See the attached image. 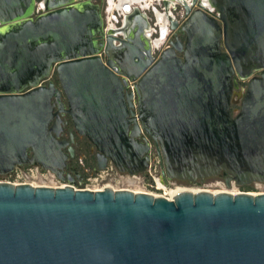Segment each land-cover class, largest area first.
I'll use <instances>...</instances> for the list:
<instances>
[{"label": "water", "instance_id": "obj_1", "mask_svg": "<svg viewBox=\"0 0 264 264\" xmlns=\"http://www.w3.org/2000/svg\"><path fill=\"white\" fill-rule=\"evenodd\" d=\"M117 1L111 28L96 0H0V174L66 182L0 181V264H264V192L72 185L84 141L95 170L145 171L140 129L166 178L264 181V0H178L157 40Z\"/></svg>", "mask_w": 264, "mask_h": 264}, {"label": "built area", "instance_id": "obj_2", "mask_svg": "<svg viewBox=\"0 0 264 264\" xmlns=\"http://www.w3.org/2000/svg\"><path fill=\"white\" fill-rule=\"evenodd\" d=\"M129 90L135 93L133 82L129 81ZM135 99V97H134ZM133 109L137 117L136 103L134 102ZM141 141L148 144V165L145 171L130 174L118 170L115 165L108 162L103 169L95 170L87 168L83 180L72 184L74 188L88 189L91 191L102 190L106 187L116 189H130L132 191H143L153 195H161L168 199L172 197L169 195L170 183L165 180L162 173L160 157L157 154L153 141L140 129ZM0 181H6L13 184L27 183L32 186H50L59 187L66 184L65 181L58 179L49 170L43 169L39 164H24L16 165L14 168L6 173L0 174ZM254 188L258 192H264V181L253 182ZM252 192V193H258Z\"/></svg>", "mask_w": 264, "mask_h": 264}, {"label": "crops", "instance_id": "obj_3", "mask_svg": "<svg viewBox=\"0 0 264 264\" xmlns=\"http://www.w3.org/2000/svg\"><path fill=\"white\" fill-rule=\"evenodd\" d=\"M177 1L178 0H132V3L130 1L129 4L130 10L126 15L133 17L135 12L138 11L140 14V21L135 19L132 21L130 19L126 25H129V27H138V25H142L145 20L147 22L144 23L147 26V29L144 30L146 37L149 40H157L155 35L152 34V31L156 29V26L164 29L168 28V21L170 19L168 16L173 17L171 8L177 4ZM96 2L103 7L105 26L111 28L119 26V20L124 16L122 3L120 4L117 0H96ZM153 25L156 26L153 27ZM165 41L166 37L162 39L161 44H164Z\"/></svg>", "mask_w": 264, "mask_h": 264}, {"label": "rangeland", "instance_id": "obj_4", "mask_svg": "<svg viewBox=\"0 0 264 264\" xmlns=\"http://www.w3.org/2000/svg\"><path fill=\"white\" fill-rule=\"evenodd\" d=\"M84 154V152H82ZM81 153V154H82ZM88 155V153H87ZM89 159V157H87ZM170 187L175 189L177 187H184L190 190H208L211 192L218 191H228V192H258L259 190L254 188V184L252 183V188H247L245 186L237 185L233 180L229 181V185L225 184L224 174H219L217 176L206 177L203 181L197 180L195 183H191L188 181H169Z\"/></svg>", "mask_w": 264, "mask_h": 264}, {"label": "flooded vegetation", "instance_id": "obj_5", "mask_svg": "<svg viewBox=\"0 0 264 264\" xmlns=\"http://www.w3.org/2000/svg\"><path fill=\"white\" fill-rule=\"evenodd\" d=\"M39 1L40 0H36V7L43 8V7L38 6ZM55 1H58V0H51V2H55ZM38 13L39 12H35V14H38ZM104 23H105V20H104ZM238 84L241 88V87H244L246 83H245V81L238 80ZM62 137H67V134H64ZM82 152H84V154ZM87 157H89V159ZM68 165L69 166H73V165L76 166L82 172V174L84 176L87 168L94 169V166H95L94 152L91 149H89V154L87 155V152L82 151L80 148H77L75 156L68 162ZM165 180L167 182H169L171 180L183 181V180H178V179H169L166 177H165ZM250 185H252V183Z\"/></svg>", "mask_w": 264, "mask_h": 264}, {"label": "bare ground", "instance_id": "obj_6", "mask_svg": "<svg viewBox=\"0 0 264 264\" xmlns=\"http://www.w3.org/2000/svg\"><path fill=\"white\" fill-rule=\"evenodd\" d=\"M202 3L204 5H207V0H202ZM181 191H192V192H196V191H199V190H190V189L184 188V187H177L175 189L169 190V195L172 197V196H174L175 194H177V193H179Z\"/></svg>", "mask_w": 264, "mask_h": 264}, {"label": "trees", "instance_id": "obj_7", "mask_svg": "<svg viewBox=\"0 0 264 264\" xmlns=\"http://www.w3.org/2000/svg\"><path fill=\"white\" fill-rule=\"evenodd\" d=\"M82 148H81V150L82 151H85V152H87V153H89V149H90V145H89V143L88 142H86V141H84L83 143H82ZM243 186H245V187H247V188H252V186L251 185H243Z\"/></svg>", "mask_w": 264, "mask_h": 264}]
</instances>
